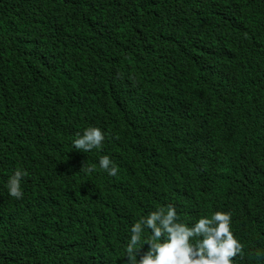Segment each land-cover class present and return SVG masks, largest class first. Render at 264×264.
<instances>
[{
    "label": "trees",
    "instance_id": "1",
    "mask_svg": "<svg viewBox=\"0 0 264 264\" xmlns=\"http://www.w3.org/2000/svg\"><path fill=\"white\" fill-rule=\"evenodd\" d=\"M168 205L264 264V0H0V264H126Z\"/></svg>",
    "mask_w": 264,
    "mask_h": 264
},
{
    "label": "clouds",
    "instance_id": "2",
    "mask_svg": "<svg viewBox=\"0 0 264 264\" xmlns=\"http://www.w3.org/2000/svg\"><path fill=\"white\" fill-rule=\"evenodd\" d=\"M105 133L98 127H88L83 134L77 133L73 148L89 152L101 148ZM99 166L110 176H116L118 168L107 155L99 159ZM86 164L81 170H84ZM94 166L88 171H94ZM25 173L17 169L8 181L9 195L23 197L21 181ZM230 212H216L211 218L201 217L192 226L182 222L174 206L161 207L141 218L131 229L132 235L126 248V264H233L242 252V244L230 230ZM151 236L144 243L148 251L140 259L137 256L145 230Z\"/></svg>",
    "mask_w": 264,
    "mask_h": 264
}]
</instances>
